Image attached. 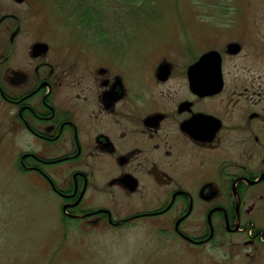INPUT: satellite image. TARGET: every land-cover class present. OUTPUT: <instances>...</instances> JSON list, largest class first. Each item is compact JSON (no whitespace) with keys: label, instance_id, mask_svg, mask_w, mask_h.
<instances>
[{"label":"flooded vegetation","instance_id":"1","mask_svg":"<svg viewBox=\"0 0 264 264\" xmlns=\"http://www.w3.org/2000/svg\"><path fill=\"white\" fill-rule=\"evenodd\" d=\"M33 7L0 0V133L15 167L64 221L149 218L187 251L264 264V40L219 43L200 65L208 49L99 59L36 35Z\"/></svg>","mask_w":264,"mask_h":264},{"label":"rangeland","instance_id":"2","mask_svg":"<svg viewBox=\"0 0 264 264\" xmlns=\"http://www.w3.org/2000/svg\"><path fill=\"white\" fill-rule=\"evenodd\" d=\"M33 2L36 35L67 52L93 51L99 59L111 52L156 59L167 51L198 54L227 40H247L245 47L264 40V0ZM83 8L98 13L92 22L83 21ZM15 149L1 132L0 264H240L210 247L187 251L185 242L167 235L158 220L64 221L50 190L15 167Z\"/></svg>","mask_w":264,"mask_h":264},{"label":"water","instance_id":"3","mask_svg":"<svg viewBox=\"0 0 264 264\" xmlns=\"http://www.w3.org/2000/svg\"><path fill=\"white\" fill-rule=\"evenodd\" d=\"M230 46H235L234 43H229ZM217 51L216 50H208L206 52H204L198 59L197 61V65H200L202 63H204L205 61L208 60H215L217 58L218 61V55H217Z\"/></svg>","mask_w":264,"mask_h":264},{"label":"trees","instance_id":"4","mask_svg":"<svg viewBox=\"0 0 264 264\" xmlns=\"http://www.w3.org/2000/svg\"><path fill=\"white\" fill-rule=\"evenodd\" d=\"M125 1H129L130 3H134L137 4L138 0H125ZM84 9V8H83ZM81 17L83 19V21L85 22H92L94 20V17L96 15H98V13L96 12V10L94 9H89V10H82L81 11Z\"/></svg>","mask_w":264,"mask_h":264}]
</instances>
